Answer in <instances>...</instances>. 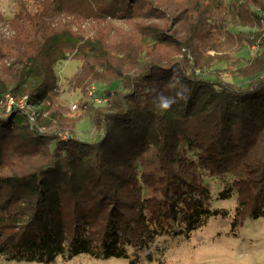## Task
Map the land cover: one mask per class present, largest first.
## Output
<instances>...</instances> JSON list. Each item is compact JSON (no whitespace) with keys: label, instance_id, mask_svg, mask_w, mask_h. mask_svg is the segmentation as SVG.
<instances>
[{"label":"trees","instance_id":"obj_1","mask_svg":"<svg viewBox=\"0 0 264 264\" xmlns=\"http://www.w3.org/2000/svg\"><path fill=\"white\" fill-rule=\"evenodd\" d=\"M83 1L28 0L0 34V255L130 258L188 235L228 215L204 173L236 196L234 229L264 216V0ZM69 59L72 89L105 85L106 106L78 103L92 139L59 102Z\"/></svg>","mask_w":264,"mask_h":264},{"label":"rangeland","instance_id":"obj_2","mask_svg":"<svg viewBox=\"0 0 264 264\" xmlns=\"http://www.w3.org/2000/svg\"><path fill=\"white\" fill-rule=\"evenodd\" d=\"M178 4L189 7L190 10L210 7L212 3L208 0H173ZM33 0H29L32 3ZM83 0H74L79 12L82 8ZM28 0H0V34L2 38H10L12 30L16 24L10 22L20 12V6L26 7ZM77 11V13H78ZM79 14V13H78ZM87 19L88 13H83ZM109 19L115 27H126L122 19L112 16ZM86 27L90 26V21L83 22ZM95 24H93V27ZM250 49H244L242 55L249 56ZM214 55V51L210 52ZM80 62L76 59H69L61 62L58 67V80L60 84L59 102L66 109L65 115L71 118L76 117L77 135L82 138L92 139L96 135V129L93 125L89 113L73 109L74 104H78L86 94V100H89V88L95 86L96 99L89 100L90 106H106L108 102L105 85L92 81L82 94L80 90L72 89L69 85L70 78L76 73ZM218 64V67H223ZM43 130V128H42ZM28 159L23 160L26 165ZM154 168V165H152ZM205 182L213 188L212 207L224 209L228 212L227 216L222 214L211 216L205 225L194 230L190 234L166 235L156 239L150 247L140 250L136 254H130V258H94L86 254H80L72 259H64L58 256L50 262H26L9 261L5 256L0 255V264H264V216L259 218H247L242 224L234 229L232 221L238 200L234 195L228 199L218 197L221 186L218 184V178L204 173ZM132 252V250H131ZM149 255V256H148ZM134 262V263H131Z\"/></svg>","mask_w":264,"mask_h":264},{"label":"built area","instance_id":"obj_3","mask_svg":"<svg viewBox=\"0 0 264 264\" xmlns=\"http://www.w3.org/2000/svg\"><path fill=\"white\" fill-rule=\"evenodd\" d=\"M88 93H89V100L96 99V96H95L96 88H95L94 85L89 88V92ZM10 102L12 103L13 100H10ZM72 107H73V109H77L78 108V104L76 103Z\"/></svg>","mask_w":264,"mask_h":264},{"label":"clouds","instance_id":"obj_4","mask_svg":"<svg viewBox=\"0 0 264 264\" xmlns=\"http://www.w3.org/2000/svg\"><path fill=\"white\" fill-rule=\"evenodd\" d=\"M170 103H171V101H168V102L164 103V104H163V107H164V108H168L169 105H170Z\"/></svg>","mask_w":264,"mask_h":264}]
</instances>
